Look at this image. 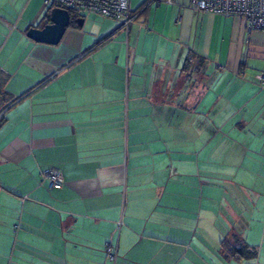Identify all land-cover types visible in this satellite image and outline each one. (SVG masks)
Returning a JSON list of instances; mask_svg holds the SVG:
<instances>
[{"label": "crops", "instance_id": "1", "mask_svg": "<svg viewBox=\"0 0 264 264\" xmlns=\"http://www.w3.org/2000/svg\"><path fill=\"white\" fill-rule=\"evenodd\" d=\"M53 7L0 0V264H264V32L131 0L28 36Z\"/></svg>", "mask_w": 264, "mask_h": 264}, {"label": "built area", "instance_id": "2", "mask_svg": "<svg viewBox=\"0 0 264 264\" xmlns=\"http://www.w3.org/2000/svg\"><path fill=\"white\" fill-rule=\"evenodd\" d=\"M45 3L82 16L97 14L113 18L125 27H129L135 18L131 10V0H45ZM191 6L199 12L241 17L245 20L247 30L264 32V0H191ZM256 77L264 85V72L257 74ZM45 181L49 189L61 188L65 183L62 173L54 169L41 172L40 182ZM107 250L109 257L114 258L116 252L113 247L109 245Z\"/></svg>", "mask_w": 264, "mask_h": 264}, {"label": "water", "instance_id": "3", "mask_svg": "<svg viewBox=\"0 0 264 264\" xmlns=\"http://www.w3.org/2000/svg\"><path fill=\"white\" fill-rule=\"evenodd\" d=\"M72 22V13L62 7L55 6L51 10L50 22L42 28L32 27L28 31V36L36 41L58 44L65 35ZM80 25L83 18H77Z\"/></svg>", "mask_w": 264, "mask_h": 264}, {"label": "trees", "instance_id": "4", "mask_svg": "<svg viewBox=\"0 0 264 264\" xmlns=\"http://www.w3.org/2000/svg\"><path fill=\"white\" fill-rule=\"evenodd\" d=\"M72 15L74 16L73 18L76 19L77 13L72 12ZM75 19L72 21V25L77 24ZM222 245L224 252L228 257L235 258L238 260L251 258L256 254L254 250H250L249 247L244 243H242L241 246H239L227 240V241H223Z\"/></svg>", "mask_w": 264, "mask_h": 264}]
</instances>
